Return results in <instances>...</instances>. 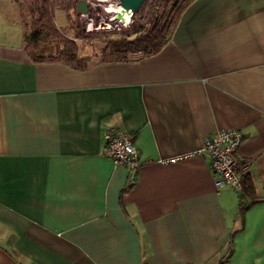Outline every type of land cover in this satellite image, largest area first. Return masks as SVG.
I'll return each instance as SVG.
<instances>
[{"label": "crops", "instance_id": "0c3cea01", "mask_svg": "<svg viewBox=\"0 0 264 264\" xmlns=\"http://www.w3.org/2000/svg\"><path fill=\"white\" fill-rule=\"evenodd\" d=\"M19 3L0 0V264H264V0H193L156 55L81 69L30 60ZM226 129L256 192L242 215L207 157L171 161Z\"/></svg>", "mask_w": 264, "mask_h": 264}, {"label": "trees", "instance_id": "16d2710c", "mask_svg": "<svg viewBox=\"0 0 264 264\" xmlns=\"http://www.w3.org/2000/svg\"><path fill=\"white\" fill-rule=\"evenodd\" d=\"M192 1L157 0L154 18L148 21L145 29L133 32V36H118L110 32H81L78 22L72 18L76 0H35L34 6L30 7L29 18H24V50L34 63L57 62L75 69L86 65L81 55L87 48L93 52L91 55L95 59L104 64L124 63L133 56L139 59L150 57L159 53L166 45L181 13ZM19 5L22 10L23 4ZM54 8L64 13V27L56 28L51 16ZM90 14L93 15V12ZM95 40L97 42H93ZM241 185L239 212L242 215L257 201L252 200L256 193L255 187L246 172H242ZM245 199H249V202L246 203ZM229 254L230 252L225 257L228 258Z\"/></svg>", "mask_w": 264, "mask_h": 264}, {"label": "built area", "instance_id": "2783aa9c", "mask_svg": "<svg viewBox=\"0 0 264 264\" xmlns=\"http://www.w3.org/2000/svg\"><path fill=\"white\" fill-rule=\"evenodd\" d=\"M78 1V0H77ZM89 8L95 3L85 0ZM87 16V15H82ZM105 157L112 160L115 166L127 169V186L135 184L141 162L131 139L123 132L110 128L104 135ZM242 135L234 129H226L205 138L202 146L194 152L180 155L173 161L190 158L193 156L207 157L210 160L209 168L214 175L216 189L228 187L234 192H240L242 172L247 171L248 163L237 156V149L241 143Z\"/></svg>", "mask_w": 264, "mask_h": 264}, {"label": "rangeland", "instance_id": "374dc122", "mask_svg": "<svg viewBox=\"0 0 264 264\" xmlns=\"http://www.w3.org/2000/svg\"><path fill=\"white\" fill-rule=\"evenodd\" d=\"M20 1H23V16L27 20L30 16V7L32 5L34 6L35 0ZM156 1L157 0H145L143 6L141 7L140 11L135 15L134 19L132 21L128 20L126 23L114 21L113 17L115 13L113 10L109 9L110 7H118L117 0H92L95 5L90 6L89 13L87 16H82L75 10L74 12H72V18L74 21L78 22L80 31L84 33L94 31L96 34L110 32L115 33V35L118 36H133V32L145 29L147 27L148 21L152 17L154 18L156 12V10H154L156 9ZM52 10L50 12H52L51 16L56 28L64 27L66 25V20L62 10H59L57 8H54ZM90 12H93V15H91ZM93 42H97V40ZM91 54H93V52L89 48H87L83 51L81 58L85 61L83 57L88 56L91 58L93 56ZM235 213H237V210H235L234 214Z\"/></svg>", "mask_w": 264, "mask_h": 264}, {"label": "water", "instance_id": "95a60500", "mask_svg": "<svg viewBox=\"0 0 264 264\" xmlns=\"http://www.w3.org/2000/svg\"><path fill=\"white\" fill-rule=\"evenodd\" d=\"M144 2L145 0H117L120 11L115 13L114 21L124 22L125 16L129 21H132ZM75 9L81 15H88L90 8L85 0H78L75 4Z\"/></svg>", "mask_w": 264, "mask_h": 264}, {"label": "bare ground", "instance_id": "6f19581e", "mask_svg": "<svg viewBox=\"0 0 264 264\" xmlns=\"http://www.w3.org/2000/svg\"><path fill=\"white\" fill-rule=\"evenodd\" d=\"M109 9H111V10H113L114 11V13H116V12H119L120 11V7L118 6V7H115V8H109ZM125 16V15H124ZM128 21V18L125 16V21H124V23H126ZM107 26V25H106Z\"/></svg>", "mask_w": 264, "mask_h": 264}]
</instances>
